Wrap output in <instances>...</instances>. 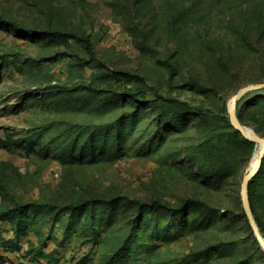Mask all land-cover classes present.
I'll use <instances>...</instances> for the list:
<instances>
[{"label":"rangeland","instance_id":"1","mask_svg":"<svg viewBox=\"0 0 264 264\" xmlns=\"http://www.w3.org/2000/svg\"><path fill=\"white\" fill-rule=\"evenodd\" d=\"M0 21V264H264L240 198L260 144L228 115L264 82V0H0ZM115 71L145 96L85 88ZM235 115L264 138V89ZM251 193L264 212V166Z\"/></svg>","mask_w":264,"mask_h":264},{"label":"trees","instance_id":"2","mask_svg":"<svg viewBox=\"0 0 264 264\" xmlns=\"http://www.w3.org/2000/svg\"><path fill=\"white\" fill-rule=\"evenodd\" d=\"M14 26V24L12 23H4L3 21H0V31L6 33V34H11V27ZM15 27V26H14ZM18 31H21L20 29H18ZM48 31H44L41 30L40 33H45L47 34ZM56 33V32H54ZM62 34V33H61ZM63 37H65L64 34H62ZM69 37L75 38L76 40H78L86 49V51L89 54L93 53V49L90 45V41H89V37L88 35L84 34V33H80L77 35V33L71 34L69 33L68 35ZM144 41L147 42V38L144 37ZM144 43V42H143ZM101 78V85H99L98 87H93L91 85H87L85 88H87L88 90L92 91L93 93H105V89L109 90L111 94V96H115L117 98H123L125 101H127L130 98H133L135 96H145L146 91H145V87H146V81L142 76L139 75H130L128 72H122V71H115V72H111V73H103L100 75ZM135 79L139 84L136 86L134 89H132L131 87H128V83L132 80ZM105 87V88H104ZM118 88L120 91H116L113 88ZM61 89H64V87H60ZM158 98L163 99L161 96L157 95ZM237 119L239 120V122L242 124L240 117L236 116ZM126 122V118L122 117L120 119V123L123 124ZM120 124V125H121ZM243 125V124H242ZM244 126V125H243ZM115 138H121V135H116ZM262 138V137H261ZM118 139V140H119ZM264 139V138H263ZM117 148L115 150V152L117 153V155L115 156L116 158H120L121 157V153L119 154V152H121L122 149V145L121 142L119 144H117ZM0 148H5L3 143H0ZM94 152H95V148L92 147V151H91V156L94 157ZM263 166H264V155L262 157L261 160V165L259 167V170L257 172V174L252 178V180L249 181V183L247 184V198H248V202H249V207L251 210V213L253 215V219L255 221V224L261 234V236L264 239V212L259 211L255 208V206L252 204V182L253 180H256L257 178H259V176L261 175V172L263 170ZM132 206L136 207L139 211H144L147 208H154L158 205H160V203H156V202H147L143 199L140 198H132L131 202ZM89 205V202L86 200H81V201H77L75 203H69L65 206H59L57 204H50V203H44L42 206L47 209V210H52V209H58L61 211H71V212H76V213H82L84 209L87 208V206ZM211 211L208 210L206 211V214H210ZM242 216L244 217V219L246 220V217L243 213V211L241 212ZM247 222V221H246ZM248 229L250 230L251 234L252 231L250 229V227L248 226ZM253 235V234H252ZM252 241L257 244L256 239L252 236ZM118 256V255H117Z\"/></svg>","mask_w":264,"mask_h":264},{"label":"water","instance_id":"3","mask_svg":"<svg viewBox=\"0 0 264 264\" xmlns=\"http://www.w3.org/2000/svg\"><path fill=\"white\" fill-rule=\"evenodd\" d=\"M262 89H264V82L263 83L250 84V85H247V86L241 88L230 99V103H229V107H228V115H229V118H230L233 126L239 131V133L245 139L250 140L252 142L259 141L262 143V148H261L260 154L258 156L257 165H256L255 169L252 172H248L241 181L240 198H241V203H242V207H243L247 222H248V224H249V226L253 232V235H254L256 241L258 242V244L260 245V247L264 253V240L261 237V235L258 231V228L255 224V221L253 219V215L251 213V210H250V207L248 204V198H247V192H246L247 191V184H248L249 180L258 172L259 167L261 165V160H262V157L264 155V139L257 136L256 134H254V137L248 136L246 131H245V126H243L239 122V120L237 119V117L235 115V104L239 99H241V97H243L244 95H246L249 92H254V91H258V90H262Z\"/></svg>","mask_w":264,"mask_h":264},{"label":"bare ground","instance_id":"4","mask_svg":"<svg viewBox=\"0 0 264 264\" xmlns=\"http://www.w3.org/2000/svg\"><path fill=\"white\" fill-rule=\"evenodd\" d=\"M245 131H246L248 136L254 137L255 133H253L252 130H251L252 131V133H251V131L247 127H245ZM255 144H260V150H259V153L257 154L256 161H255V154L252 156L247 173L248 172H252L255 169V167L257 165V159H258V156H259L261 148H262V143L261 142L255 141Z\"/></svg>","mask_w":264,"mask_h":264},{"label":"built area","instance_id":"5","mask_svg":"<svg viewBox=\"0 0 264 264\" xmlns=\"http://www.w3.org/2000/svg\"><path fill=\"white\" fill-rule=\"evenodd\" d=\"M3 264H7V262H4Z\"/></svg>","mask_w":264,"mask_h":264}]
</instances>
